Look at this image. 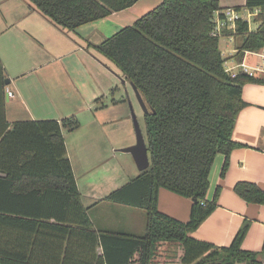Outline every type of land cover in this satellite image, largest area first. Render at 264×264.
Instances as JSON below:
<instances>
[{
    "label": "trees",
    "instance_id": "1",
    "mask_svg": "<svg viewBox=\"0 0 264 264\" xmlns=\"http://www.w3.org/2000/svg\"><path fill=\"white\" fill-rule=\"evenodd\" d=\"M138 1L28 0L65 32ZM245 7L264 10V0H246ZM218 11L219 0H162L132 25L92 44L137 86L149 108L144 121L150 167L101 199L146 210L144 235L93 227L63 133L79 127L77 116L16 121L9 130L3 110L0 264H156L157 247L165 241L181 244L184 264L260 263L258 252L242 248L249 222L229 246L191 236L218 204L221 187L212 202L206 198L215 157L226 155L224 177L231 152L243 146L233 131L238 114L250 104L244 86L264 83L244 71L232 76L226 70L220 37L212 34ZM257 20L256 31L237 21L240 61L244 50L264 46V11ZM6 79L0 60L2 92ZM162 187L193 199L189 221L159 210ZM234 189L248 202L264 204V190L256 183L240 181Z\"/></svg>",
    "mask_w": 264,
    "mask_h": 264
},
{
    "label": "crops",
    "instance_id": "2",
    "mask_svg": "<svg viewBox=\"0 0 264 264\" xmlns=\"http://www.w3.org/2000/svg\"><path fill=\"white\" fill-rule=\"evenodd\" d=\"M219 1L221 10L228 7L240 6L244 8L246 6V0ZM161 2L162 0H139L128 9L114 12L105 18L65 32L39 11L32 9L28 0H0V60L5 67L7 78L10 79V82L5 84V91L2 92L0 89V138L4 134L3 110L7 121L12 124L9 130H12L13 123L16 121L62 120L73 116L75 114L61 118L56 117L58 115H50L54 118H48L45 114H49V112L52 114V111L57 112L56 114H64L62 110L65 107L76 105L77 109L71 112L75 111L76 114L80 113L82 116L81 112L86 111L85 120L83 119L76 129L63 128V133L78 185L81 186L80 174L96 171L101 174L102 181L93 184L113 186L114 176L108 173V163L115 156V151H120V149L115 148L118 146V141L109 128L115 119L125 120V101L112 97L114 101L112 102L113 107H111L108 99L113 93L114 87L112 83L108 85L102 78L103 75H106L105 70L107 71V69L105 66L97 64L92 56L88 55L90 54L89 48L94 47L92 44H98L107 37L108 31H103L101 26L103 21L113 24L115 23L112 20L113 17L122 16L125 17V20L135 22ZM118 26L120 24L115 23V28ZM96 33L100 39L92 40ZM236 47L235 45L232 51H229L228 56L222 49L225 58H229L227 61H240L236 56ZM231 65H235V63ZM32 72L34 74H31ZM58 82H61V87L67 88L75 97L73 99L65 98V89L57 92L56 84H59ZM123 82L125 83L124 79ZM8 88L15 92L14 97L8 96ZM243 97L250 104L238 114L233 131L234 140L242 143L243 146L237 147L231 152L230 165L224 177L222 170L226 155L218 153L215 157L209 174L210 186L206 198L207 201L212 202L217 189L221 187L218 204L201 225L191 232V236L218 246H229L239 229L249 222V229L243 240L242 248L258 252L259 259L262 261L264 204L248 202L237 194L234 188L238 182L248 181L256 183L264 190V83H247L243 89ZM116 107L119 110L116 111ZM124 123L129 125L128 120H125ZM73 133H77V137L80 138L79 145L77 143L78 149L81 148V143L90 142L91 145L87 148L88 159L81 161L78 158L73 144L74 138L71 137ZM82 147L84 149L78 150V153L85 152V145L83 144ZM117 166L115 169L119 170L121 167ZM100 174H96V177ZM105 201L96 200L94 204L90 205L84 203L89 207V215L95 229L137 235L146 233L147 220L143 214L145 213L144 209L140 210L142 208L138 207H135L134 210L118 208L120 212L116 215L120 222L119 225H114V217L106 214L104 219L103 214L96 213ZM192 205L193 199L190 197L164 187L159 191V210L181 221H189ZM93 213L97 215L94 216ZM135 213L140 215V225L132 218ZM137 227L141 231H137ZM98 251L100 254L102 253L101 248Z\"/></svg>",
    "mask_w": 264,
    "mask_h": 264
},
{
    "label": "rangeland",
    "instance_id": "3",
    "mask_svg": "<svg viewBox=\"0 0 264 264\" xmlns=\"http://www.w3.org/2000/svg\"><path fill=\"white\" fill-rule=\"evenodd\" d=\"M112 20L115 23H119L120 26H118V28H115V23L111 24L108 23V21H103L104 23H102V28L104 29L103 31H108V34L106 35L111 36L114 33H116L117 31H119L121 28L127 26V25H132L134 22L133 20L129 21V20H125V17L122 16H117V17H113ZM256 26V25H254ZM100 36L98 35V33H96L92 40L95 39H100ZM241 39L238 38L236 42L231 41L229 38L222 36L220 38V45L225 53L226 56H228L229 51L231 52L232 49L235 47V45L239 44L241 41ZM90 54H88L89 56H92L93 60H95V62H97V64H101L103 66H105V68L107 69V71L105 69L106 75H103L102 78L106 80V82L108 83V85H111L114 87L113 88V93H111V95L109 96L108 101L110 102V105H112L113 103V98L115 97L116 100H124L125 101V120H128L129 125L127 126L126 123H124V119L121 118H117L113 121L111 127L109 128V131L112 132L114 138L116 139V141H118V146H115L116 149H120L123 147H127L130 145H133L136 143V132H135V126H134V121H133V117H132V107L135 111V113L137 114V117L139 119V122L141 124L142 130L144 132V135L146 136V127H145V121H144V111L139 103V100L136 96V93L130 83V81L124 79V76L120 70V68L113 62L111 61L108 57H106L104 54H102L100 51H98L95 47H90ZM227 60H229V58H227ZM235 60V59H234ZM259 59L256 56H251V62L253 64H255ZM236 64L238 63V61H232L229 62L227 61V65H231V64ZM31 74H34V72H32ZM8 79V78H7ZM123 79L125 80V83L123 82ZM65 82V81H64ZM59 83V82H58ZM61 82L59 84H56V91H63V89H65L64 92V97L65 98H69V99H73L75 97V95L73 93H70V91H68L67 88H63L61 87ZM132 105V107H131ZM113 107V105L111 106ZM77 106L76 105H69L67 107H65L62 110V113L64 114H56L57 112H53L52 114L51 112H49V114H45L47 115L46 117L51 118L52 116L50 115H58L56 117H66V116H70L72 114H75L80 123L83 121V119L85 118L84 114L86 111H82L80 116V113L76 114L75 111L71 112L72 110H76ZM116 111L119 110L115 109ZM55 113V114H54ZM83 117V118H82ZM54 118V117H52ZM85 120V119H84ZM77 133H73L71 135L72 138H74V146L75 149L77 151V156L78 158L82 161V160H86L89 158V152H88V147L91 145L90 142L87 143H83L85 145V152L78 153L80 150L84 149L82 147V143H81V148L78 149L79 147L77 146V143L79 145V141L80 138L77 137L76 135ZM89 134V133H88ZM130 135V138H129ZM76 136V137H75ZM83 136H86V134H83ZM78 140V141H77ZM130 143V144H129ZM128 144V145H127ZM79 150V151H78ZM109 150V148H108ZM115 156L112 157V160H109L108 166H109V171L108 173L113 174L114 179L112 181V185L113 186H97L93 183L95 182H100L102 181V179L100 178L101 174L100 173H96V171H92L90 173H85V174H80L79 175V181L81 186H79L81 194H82V198H83V202L86 203L87 205L90 204H94L96 200H100L104 197H106L109 193H111L112 191L122 187L124 184L128 183L131 179H133L138 173H140V170L137 166V164L134 161V158L132 156V154L130 153H124L122 151H115ZM109 155V154H107ZM108 157V156H107ZM113 165V166H112ZM123 169H121V168ZM118 167L119 170L115 169V167ZM100 172V169H99ZM96 174H100L98 175V177H96ZM110 184V183H109ZM115 206H122V207H115ZM118 208H129L130 210H134L136 209L135 207L129 206V205H116L110 201H105L102 204V207L96 211V213L98 214V212H100V214H103L104 219L106 218V214L110 217H114L115 224L119 225L120 220L118 219V216L116 215V213L120 212V209ZM143 210V209H140ZM145 213V217L147 220V213L145 210H143ZM142 211V212H143ZM93 213L94 216H96L97 214ZM120 214V213H119ZM120 216H122V214H120ZM140 215H138L137 213H135L133 215V219L136 223H138L140 225ZM123 221V220H122ZM121 221V222H122ZM119 227V226H117ZM139 227L136 228L137 231H141ZM182 246L180 243L178 242H174V241H165V243H160L157 247V251L154 257V262L156 264H184L182 262ZM239 264H250V262L245 261Z\"/></svg>",
    "mask_w": 264,
    "mask_h": 264
},
{
    "label": "built area",
    "instance_id": "4",
    "mask_svg": "<svg viewBox=\"0 0 264 264\" xmlns=\"http://www.w3.org/2000/svg\"><path fill=\"white\" fill-rule=\"evenodd\" d=\"M262 7H257L254 10L247 7L241 8L240 10L234 7H228L216 14V26L214 27L212 34L214 36H222L229 38L231 41H237V21L242 19L248 23L249 31H256L260 21L257 17L263 12ZM223 13L222 16L220 14ZM256 25V26H254ZM238 49L236 48V52ZM256 56L259 60L253 64L251 62V56ZM226 70L232 75L236 76L241 71L249 73L257 77L264 78V46L258 50H244L242 61H239L235 65H226ZM9 97H14L15 92L12 89H7ZM264 264V249L263 259L260 263Z\"/></svg>",
    "mask_w": 264,
    "mask_h": 264
},
{
    "label": "water",
    "instance_id": "5",
    "mask_svg": "<svg viewBox=\"0 0 264 264\" xmlns=\"http://www.w3.org/2000/svg\"><path fill=\"white\" fill-rule=\"evenodd\" d=\"M10 82V79H6V84ZM136 96L139 100V103L143 109V111L146 113L149 111V108L147 107L143 96L141 95L139 89L137 86L133 83L130 82ZM132 107V105H131ZM132 117L134 121V126H135V132H136V143L127 147L120 148V151L125 152V153H130L132 154L138 168L140 171H144L150 167L151 164V159L149 155V148L146 142V138L144 135V132L142 130L141 124L139 122V119L137 117V114L135 113L133 107H132Z\"/></svg>",
    "mask_w": 264,
    "mask_h": 264
}]
</instances>
